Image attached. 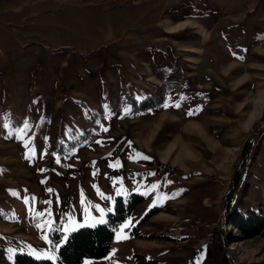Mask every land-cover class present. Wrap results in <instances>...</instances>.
Wrapping results in <instances>:
<instances>
[{
  "label": "rangeland",
  "instance_id": "1",
  "mask_svg": "<svg viewBox=\"0 0 264 264\" xmlns=\"http://www.w3.org/2000/svg\"><path fill=\"white\" fill-rule=\"evenodd\" d=\"M164 1L0 20L3 264H65L59 245L97 224L110 249L79 264H264V228L242 237L225 208L264 214V0L246 23L252 0Z\"/></svg>",
  "mask_w": 264,
  "mask_h": 264
},
{
  "label": "trees",
  "instance_id": "2",
  "mask_svg": "<svg viewBox=\"0 0 264 264\" xmlns=\"http://www.w3.org/2000/svg\"><path fill=\"white\" fill-rule=\"evenodd\" d=\"M228 224L234 225L242 237H253L264 228V214L261 211H250L244 214L237 208H228ZM113 237V230L105 224L82 227L68 234L64 243L57 249L58 263L79 264L84 258L105 256ZM152 262L148 263L151 264ZM0 264H3L0 262ZM13 264H56L49 259H35L25 253H16Z\"/></svg>",
  "mask_w": 264,
  "mask_h": 264
},
{
  "label": "crops",
  "instance_id": "3",
  "mask_svg": "<svg viewBox=\"0 0 264 264\" xmlns=\"http://www.w3.org/2000/svg\"><path fill=\"white\" fill-rule=\"evenodd\" d=\"M46 0H0V20H5L7 23H11L16 25L17 28H19V31H26L24 28L25 26H27L28 24L33 25L34 24V5L37 3H42ZM131 4L135 7L138 8H145L147 2H152V0H130ZM262 2V0H252L251 1V7L245 9V10H241V16H243V14H246L247 11H249L251 8L259 5ZM159 8L163 10V8H165L163 11L166 12L167 9V0H165L162 3H159ZM27 8V9H26ZM29 8V9H28ZM159 9V11L161 12V10ZM28 11V13H27ZM253 11H250L248 14L252 15ZM32 15L31 17L29 15ZM248 14H246V16H243V20L244 23H246V17L248 16ZM229 15V14H228ZM262 15V14H261ZM239 16L235 15V16H227L230 17L229 20H231V24L232 25H227L225 27V30L229 32L228 36H231L232 32L237 31L238 27L236 25V18ZM231 17H233V19H231ZM181 20L177 19L176 22H181L183 20H187V19H183L182 17L180 18ZM233 30V31H232Z\"/></svg>",
  "mask_w": 264,
  "mask_h": 264
},
{
  "label": "snow or ice",
  "instance_id": "4",
  "mask_svg": "<svg viewBox=\"0 0 264 264\" xmlns=\"http://www.w3.org/2000/svg\"><path fill=\"white\" fill-rule=\"evenodd\" d=\"M165 106H168V105H165ZM175 106H176V107H179V105H178V104H176ZM189 114L191 115L192 113H189ZM24 127H25V128H28V124H27V123H25V124H24ZM105 131H107V129H105ZM143 158H144V159H150L149 157H143ZM41 171H44V170H43V169H41ZM155 187H157V186H155V185H154V186H153V188H155ZM49 191H51V189H49ZM153 206H155V205H153ZM51 258H52V259H55V257H54V256H53V257H51Z\"/></svg>",
  "mask_w": 264,
  "mask_h": 264
}]
</instances>
